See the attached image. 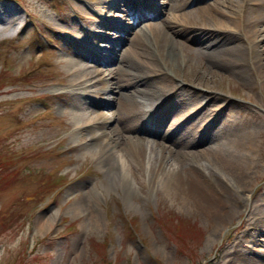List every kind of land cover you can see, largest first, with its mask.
I'll use <instances>...</instances> for the list:
<instances>
[{
  "label": "rangeland",
  "instance_id": "rangeland-1",
  "mask_svg": "<svg viewBox=\"0 0 264 264\" xmlns=\"http://www.w3.org/2000/svg\"><path fill=\"white\" fill-rule=\"evenodd\" d=\"M166 1L132 0L127 15L119 16L123 6L115 9L121 12L111 24L120 32H102L94 6L120 1L0 0L25 18L18 31L12 29L16 36L0 42L11 48L6 50V63L0 58V80L8 83L0 89V162L5 161L0 166V264H95L97 247L104 264H264V242L253 241V237L264 240V222L258 221L264 209V65L256 64V59L264 61V40L259 41L264 34L250 45L245 77H240L211 66L208 57L189 54L195 40L207 35L203 46L218 47L220 35L208 19L211 7L239 13L235 1L182 0V17L175 25ZM252 2L264 0H241L244 12ZM78 4L85 9L79 11ZM239 15L241 31L249 34L250 11ZM147 25L157 27L156 33L164 34L174 49L172 54L164 44L160 52L167 53L171 76L178 83L201 81L203 90L225 97L218 98L210 110L196 148L222 142L224 148L237 150L241 145L250 153L249 173L236 181L212 162V155L205 153L198 162L203 171L215 170L239 192V206L225 218L207 211L184 187L166 180L177 166L172 154L160 147V132L130 129L120 140H111V156L124 179L109 176L101 148L89 140L90 132L84 128L93 114L72 105L70 69L92 68L66 63L70 56L65 52L71 53L76 38L99 32L103 35L98 41L103 48L100 54L107 58L117 36L119 47H124L127 28L134 31ZM47 26L59 27L61 36ZM261 28L264 31V23ZM151 40L158 47V41ZM154 54L161 56L156 48ZM95 84L94 79L87 82L88 92L95 91ZM137 137L144 138L143 158L123 148ZM163 156L166 162L153 179ZM58 174H63V183L56 194L48 195L44 184ZM240 186L244 190L237 189ZM186 223L194 224L202 237L194 234V241L186 239L182 245L175 229ZM186 243L196 244L194 251Z\"/></svg>",
  "mask_w": 264,
  "mask_h": 264
},
{
  "label": "bare ground",
  "instance_id": "bare-ground-1",
  "mask_svg": "<svg viewBox=\"0 0 264 264\" xmlns=\"http://www.w3.org/2000/svg\"><path fill=\"white\" fill-rule=\"evenodd\" d=\"M118 1L120 2L113 4L98 2L94 6L96 12L100 13L97 26H100L102 32H120L111 24L112 20H115L121 11L119 16L127 15L132 0ZM135 1L136 3L147 2V0ZM234 1L240 8L239 13L224 12L216 6L211 7V13H208L213 31L216 32V36L220 35L217 36L219 37L216 43L218 47L210 49L207 45L203 46L205 40L209 39L207 35L195 40L189 54L196 57H208L211 66L224 68L232 73L236 72L240 77H245L244 67L249 60L250 45L255 38L264 34L261 28L264 23V3L252 2L245 10V12L250 11L252 17L251 21L246 23L252 24L253 27L251 34H245L241 31L239 17L241 12L245 13L241 7V0L239 2L225 0L230 4ZM166 3L172 23L175 25L182 17L180 12L184 6L182 0H167ZM120 6H123V9L120 12L115 11ZM76 8L79 11L85 9L79 4ZM20 17L13 5L0 2V38L12 37V29L17 30L25 23V18ZM60 20L73 24L67 18H60ZM47 27L53 33L60 35L59 27ZM142 27L134 31L128 28L125 30L126 46L124 47H119L118 43L121 41L117 36V40L111 42L110 51L108 50L110 56L107 58L100 54L103 48L98 41L103 39V35L99 32H94L90 36L84 33L80 38H76V42L72 43L74 49L71 53L65 52L70 56L66 63L73 66L89 64L92 68L84 72L79 69L81 67L72 66L73 68L70 69L69 72L74 75V78L68 80L75 99L72 105L76 109L87 110L93 114V118L90 119L92 122L84 128L90 132L89 140L101 148L104 167L109 176L114 179L123 178L117 173V164L111 156V140H120L122 134L130 129H136L145 134L160 132L159 145L162 149L165 148L166 153L172 154L177 166L176 169L168 172L166 180L171 184L177 183L184 187L187 195L194 197L203 208L225 218L239 206V192L228 186L215 170L203 171L198 162L205 153H208L214 157L212 162L226 169L236 181L238 177L248 175L250 153L241 145H238L237 150L230 149L228 145L224 148L225 144L222 142H214L205 149L196 148L210 110L218 98L225 100V97L217 96L208 88L203 90L201 81L178 83L175 76H171L173 71L169 68L167 53L160 52L164 44L169 46L167 38L164 34L156 33L159 32L157 27L152 28L150 25ZM129 32L132 34L129 35ZM86 37L88 40H85ZM152 37L154 42L158 41V47L152 44ZM263 40L264 36L259 41ZM155 48L161 56L154 54ZM169 49L173 54L174 49L171 45ZM253 51L257 56L256 50ZM256 64L263 66L264 61L256 59ZM167 68L170 69V73ZM92 79L96 81V89L91 93L87 90L90 87L87 82ZM90 94L94 97L92 98ZM111 106L114 108L109 110ZM105 111L109 113L106 114ZM227 123L228 121H222L221 125L225 126ZM104 139L106 142L103 144ZM143 139L140 137L136 140L130 139L128 144H123V148L128 153H134L143 158L140 150ZM165 162L166 157H161L158 167L154 170L153 179L158 177ZM130 188L127 183V190L130 191ZM237 189L241 191L244 187L240 186ZM258 221L264 222V209L259 213ZM253 241L264 242L260 237H253Z\"/></svg>",
  "mask_w": 264,
  "mask_h": 264
},
{
  "label": "trees",
  "instance_id": "trees-1",
  "mask_svg": "<svg viewBox=\"0 0 264 264\" xmlns=\"http://www.w3.org/2000/svg\"><path fill=\"white\" fill-rule=\"evenodd\" d=\"M4 85V81H1L0 80V87H2ZM49 152V151H46V153ZM5 162V161H4ZM4 162H0V166L1 165H4ZM11 175V174H10ZM9 177V176H8ZM54 179L49 181V183H45L44 184V189L45 191L48 193V195H54L56 194L58 191H59V187L62 185L63 181H62V175L61 174H58L57 176H54L53 177ZM3 215V214H0V216ZM3 218V216H2ZM174 218H176V216H174ZM3 222L0 221V224H2ZM162 223L164 224V222L162 221ZM65 231H68L69 229V225L67 227H65ZM169 232H172L174 233L173 230H170ZM181 234V235H178ZM175 234L179 237V238H183L180 240V242L182 243V245L185 243V241H187L186 239H189V240H193L196 239V238H193V235L194 234H197L200 238L202 237L201 233H199V230H197V228L195 227L194 224H189V223H186L184 226H181L179 225L177 227V229H175ZM195 243H198V242H195ZM186 245H188V250L191 252V251H194V246L196 244H194L193 247H189L190 245L188 243H186ZM98 249H100V252H99V257L97 258V261L95 262V264H104V261L102 260V256H101V248L97 247ZM182 250V247L180 249V251Z\"/></svg>",
  "mask_w": 264,
  "mask_h": 264
}]
</instances>
